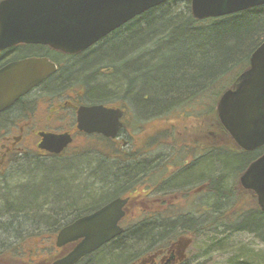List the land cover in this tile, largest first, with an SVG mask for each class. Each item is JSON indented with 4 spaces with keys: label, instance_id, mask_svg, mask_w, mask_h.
I'll list each match as a JSON object with an SVG mask.
<instances>
[{
    "label": "flooded vegetation",
    "instance_id": "1",
    "mask_svg": "<svg viewBox=\"0 0 264 264\" xmlns=\"http://www.w3.org/2000/svg\"><path fill=\"white\" fill-rule=\"evenodd\" d=\"M104 39L77 54L26 44L0 52V70L26 59H47L57 67L54 75L0 114V264L57 263L82 241L58 246L59 234L117 201L124 202L117 224L123 233L77 264H215L219 251L229 244L214 239V235L254 236L255 227L247 221L264 219L257 193L242 183L245 173L264 156V146L251 151L239 147L216 109L215 115L213 111L208 115L205 109L200 116L196 114L198 128L186 127L173 135L163 132V139L147 133V121L139 122V117L148 118V113L139 114L133 99L137 89L124 93L104 90V79L117 75L109 69L99 76H81L85 71L80 63H90ZM93 106L122 113L115 138L80 129V113ZM190 107L194 104L187 105ZM51 135L71 138L61 154L47 150ZM95 140L100 147L92 146ZM154 141L159 144L155 146ZM70 149L75 153L97 152L101 172L98 202L74 212H51L50 221L41 223L49 227H41L38 221L27 226L24 214L10 213L7 200L24 188L20 179H14L15 175L24 177L20 158L29 153L36 158H60ZM221 157L233 161L235 167L229 177L213 180V162ZM218 181L228 185L223 195L216 190ZM49 243H53L52 250ZM253 246L243 245L229 264H239L236 256L240 250L244 256L261 257L253 252ZM241 262L252 264L246 256Z\"/></svg>",
    "mask_w": 264,
    "mask_h": 264
},
{
    "label": "water",
    "instance_id": "2",
    "mask_svg": "<svg viewBox=\"0 0 264 264\" xmlns=\"http://www.w3.org/2000/svg\"><path fill=\"white\" fill-rule=\"evenodd\" d=\"M170 0H2L0 2V52L19 44L43 45L77 54L96 45L112 32ZM198 21L218 19L264 6V0H190ZM57 72L47 59H26L0 70V114ZM218 117L235 143L246 151L264 146V43L251 55L249 66L232 87L223 92ZM122 113L93 106L80 113V129L115 138ZM69 136L48 137L47 150L61 154ZM253 189L264 211V156L242 177ZM117 201L76 221L58 236V246L82 240L55 264H77L83 257L121 235L123 216Z\"/></svg>",
    "mask_w": 264,
    "mask_h": 264
},
{
    "label": "trees",
    "instance_id": "3",
    "mask_svg": "<svg viewBox=\"0 0 264 264\" xmlns=\"http://www.w3.org/2000/svg\"><path fill=\"white\" fill-rule=\"evenodd\" d=\"M173 32L176 35L172 34ZM170 37H175L179 47L173 66L156 71L155 76L158 79L151 80L148 76H144L147 69L138 64L147 65L151 60L155 63L157 59L153 57V50L162 47ZM137 43L138 47H136ZM263 43L264 6L218 19L198 21L192 15L190 0H170L135 18L123 29L104 39L99 46L101 48L97 53L95 51L94 59L90 63L88 61L80 63V68H84L85 71L81 76L91 78L94 74L99 76L101 71L109 69L117 75L115 78L109 76L110 78L104 79L108 82L104 90L115 88V91L124 93L125 90L133 89L137 85L138 93L133 99L137 101L139 114L165 115L163 111L169 112L175 104L177 107L190 103L205 107V102L215 99L213 107V115H215L220 96L245 72L251 55ZM99 59L102 61L98 62ZM95 62L98 63L94 64ZM236 70L239 73L235 78L226 86H222L224 79ZM135 76L139 78L143 76L144 79L142 82L134 81ZM94 83V85L98 84V82ZM163 105H168V108L157 111V108ZM76 158L82 159L88 156L85 153V156L77 155ZM232 163L234 162L224 157L213 162V180L229 177L235 167ZM19 164L22 168V164L20 162ZM236 166V168L240 167L239 164ZM97 177V174L90 175V179L93 180H97ZM227 189V183L218 181L216 190L221 195ZM99 195L100 190L93 191L90 201L76 210L93 203V200L97 201ZM46 197L42 196L34 202H29L30 198L28 204L22 201V206L20 203H12L9 205L10 213L14 215L22 213L31 223L39 221L42 219L38 216L41 213L40 209L48 206L47 199H43ZM58 198V203L55 205L59 208L65 203L62 202V197ZM41 200L45 205L38 204L42 202ZM247 222L255 227L254 236L264 242V219L262 221L258 217H253ZM242 252L240 250L236 258L243 259L246 256L252 260V264L264 263L262 256L249 254L244 256Z\"/></svg>",
    "mask_w": 264,
    "mask_h": 264
},
{
    "label": "rangeland",
    "instance_id": "4",
    "mask_svg": "<svg viewBox=\"0 0 264 264\" xmlns=\"http://www.w3.org/2000/svg\"><path fill=\"white\" fill-rule=\"evenodd\" d=\"M172 34L176 35L175 32H173ZM143 40L145 39L143 38ZM138 46L139 45L137 43L136 47ZM178 48L179 47L176 44L175 37H170L162 47H160L158 50H153V57L157 59L155 63H153V61L151 60L147 63V65L138 64V66H142L143 68L147 69V72H145L144 76H148L151 80L158 79L155 76L156 71H160L163 68H171L173 66V60H175L178 54ZM102 59H99L98 62H101ZM98 62H95L94 64ZM134 69L136 70V66ZM238 73V70H236L231 75L226 77L222 86H226L227 84H229ZM149 78L148 80H150ZM143 79V76L140 78L138 76H135L134 81L140 80L142 82ZM106 81L107 80H105V83L107 85L108 82ZM136 86L133 88V90L137 89ZM143 86H145V83L143 84ZM109 89L115 91V88ZM211 95L213 98V92ZM214 106L215 99H211L205 102V107L199 108L198 105H194V109L191 107L187 108V105L177 107V105L175 104V106H173L171 109L169 108V112L168 110L163 111L165 115L161 114L162 116H155L153 113H151L150 115L148 114V118L139 117V122L146 120L147 125H144L147 126L146 132L149 134L153 133L155 135L154 137L159 135L161 139H163V132L165 134L170 133V135H173V132H181L186 127L193 129L194 127L198 128L199 122L196 121V119L199 117H197L196 114L200 116L201 113L205 112V109L206 113L210 115L213 111ZM166 108H168V105H163L160 106V108H157V111H162ZM141 141H143V137ZM154 143L155 146L159 144V142L156 141H154ZM92 146L98 148L100 147V142L98 140H95ZM74 151L76 150L70 149L67 156L60 158H36V156H34V154L32 153L22 156L19 162L22 164V169L24 170V179L22 180L23 176H20L19 179L21 183L24 184V188L20 193L17 192L15 194L16 196H8L7 200L9 201V203L21 204V202L23 201L26 204L30 198L31 199L29 202H34L38 201L42 196H47L43 199H47L46 204L48 206L41 208V213L38 214V216L42 217V219L38 221L41 227H49L48 224L41 223L50 221L48 219H51V212H58L59 209V211L63 213L69 211L74 212L77 208L85 205L87 201H90V198L93 195V191L99 192L100 190L99 179H101V172L99 171L98 166L99 158L97 152H92L91 150L85 152L87 153L88 158H76L77 155L85 156V153H75ZM37 160L42 163L37 162ZM93 174H97V180L90 179V175L92 176ZM57 198H61V200H63L62 202L65 203L62 207L58 208V205H55V203H58ZM1 203L2 201H0V206ZM4 203L7 202L4 201ZM38 204L45 205L43 201ZM26 221L27 226L33 225L30 221ZM213 238L221 240V242L225 244H229L226 248H224V251H219L215 264H229V261L233 257L234 253L242 248L243 245H256V247L253 246V252L260 253L262 258H264V242L259 241L253 235L246 233H237L227 234L223 237H221L220 235H214ZM52 244L53 243L48 244L50 250H52ZM223 253H227L228 255H225Z\"/></svg>",
    "mask_w": 264,
    "mask_h": 264
},
{
    "label": "bare ground",
    "instance_id": "5",
    "mask_svg": "<svg viewBox=\"0 0 264 264\" xmlns=\"http://www.w3.org/2000/svg\"><path fill=\"white\" fill-rule=\"evenodd\" d=\"M94 89L96 90V88H94ZM15 178L19 179V176H16V175H15V176H14V179H15ZM23 179H24V178H22V180H23ZM93 201H95V200H93ZM95 202L97 203V202H98V199H97V201H95ZM241 260H242V259H240L239 264H243V263L241 262Z\"/></svg>",
    "mask_w": 264,
    "mask_h": 264
}]
</instances>
